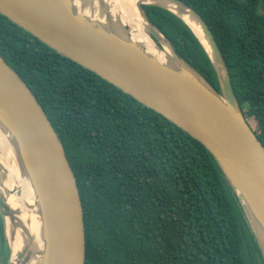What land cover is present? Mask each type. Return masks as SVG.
Masks as SVG:
<instances>
[{
  "label": "trees",
  "instance_id": "1",
  "mask_svg": "<svg viewBox=\"0 0 264 264\" xmlns=\"http://www.w3.org/2000/svg\"><path fill=\"white\" fill-rule=\"evenodd\" d=\"M182 1L213 32L240 106L264 145L261 0ZM145 9L220 89L188 25L163 8ZM0 54L36 95L65 147L84 208L85 264H264L236 195L200 141L2 14ZM0 253L6 256L1 215Z\"/></svg>",
  "mask_w": 264,
  "mask_h": 264
},
{
  "label": "water",
  "instance_id": "2",
  "mask_svg": "<svg viewBox=\"0 0 264 264\" xmlns=\"http://www.w3.org/2000/svg\"><path fill=\"white\" fill-rule=\"evenodd\" d=\"M80 2L83 11H78L76 0H0V14L200 141L236 195L264 257V145L246 119L206 20L182 0L140 1L137 9L146 30L166 54L163 62L133 39L129 25L118 19L107 1ZM146 6L163 8L188 25L208 54L220 89L179 53ZM0 130L31 187L34 204L28 209L38 216V228L33 230L21 219L20 210L11 207L0 164L7 264H85L84 208L77 177L43 106L1 54ZM11 233L21 237L15 255Z\"/></svg>",
  "mask_w": 264,
  "mask_h": 264
},
{
  "label": "bare ground",
  "instance_id": "3",
  "mask_svg": "<svg viewBox=\"0 0 264 264\" xmlns=\"http://www.w3.org/2000/svg\"><path fill=\"white\" fill-rule=\"evenodd\" d=\"M109 3L111 10L115 12L118 19L131 28V35L133 39L141 43L149 52L159 57L161 61H166V54L160 52L155 42L149 36L144 20L142 19L140 12L137 9V4L144 0H105ZM150 1V0H146ZM76 7L78 11H83L84 7L80 0H76ZM195 32L204 40L201 32L191 25ZM0 164L3 167L4 178L6 182V189L8 202L14 209H19L21 213V219L28 227H33L36 230L38 227V216H33V212L29 210L34 204V197L31 191V187L27 179L23 178L16 156L12 150V147L8 143L6 137H4L0 130ZM14 189V190H13ZM11 247L13 254L15 255L20 242L21 237L19 233H11Z\"/></svg>",
  "mask_w": 264,
  "mask_h": 264
},
{
  "label": "rangeland",
  "instance_id": "4",
  "mask_svg": "<svg viewBox=\"0 0 264 264\" xmlns=\"http://www.w3.org/2000/svg\"><path fill=\"white\" fill-rule=\"evenodd\" d=\"M251 125H253V122L251 123ZM254 125H255V124H254ZM6 263H8L7 254H6V256L4 257V255H2V254L0 253V264H6Z\"/></svg>",
  "mask_w": 264,
  "mask_h": 264
}]
</instances>
